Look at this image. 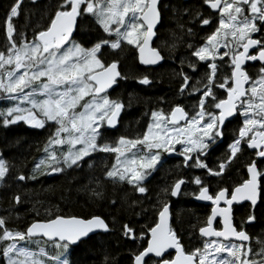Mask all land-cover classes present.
Here are the masks:
<instances>
[{
	"label": "snow or ice",
	"instance_id": "6c2138e0",
	"mask_svg": "<svg viewBox=\"0 0 264 264\" xmlns=\"http://www.w3.org/2000/svg\"><path fill=\"white\" fill-rule=\"evenodd\" d=\"M37 0H32L36 3ZM208 8L218 15L214 30L201 46L189 44L193 49L188 67L192 72L198 65L205 66L204 75L195 82L181 70L179 94L200 93L190 109L176 104L166 114L152 111L146 131L135 138L121 136L113 144L107 142L106 133L116 129L125 104L108 95L122 76L118 57L124 45L138 50L142 65H156L164 57L152 47L161 23L159 0H60L49 24L33 33L31 42L18 30L15 18L20 17L23 0H13L6 13L3 31L6 44L0 50V95L15 101L13 106L0 112L4 126L25 122L31 127L44 129L52 122L55 131L50 133L45 146V159L33 169V175H19L17 179H37L42 166L44 174H57L64 167H79V163L94 152L114 153L116 163L106 171V178L126 182L140 194L149 192L145 181L163 164L164 153L177 151L183 157V167L204 170V176L188 180L177 179L164 195L177 197L182 186L189 182L198 188L195 198L211 202L199 234L206 239L202 247L191 250L182 243L181 236L170 224V204L160 202L158 222L153 221L148 231L151 238L140 244L131 256L132 264H264V240L257 239L256 247L245 224L256 221L258 201L264 204V0H204ZM78 18H80L78 20ZM91 18L102 35L91 47L85 48L71 40L74 29ZM202 25L211 26V17L199 14ZM191 33L192 30L188 29ZM114 37V38H113ZM173 48L175 45L172 46ZM116 59H103L104 49ZM260 62L258 75L245 69L246 62ZM184 60L181 61L183 65ZM227 73V74H225ZM138 83L149 85L145 74ZM203 85L201 88L200 85ZM247 85V87H246ZM220 90L226 93L221 98ZM89 98V99H86ZM83 102V103H82ZM237 114L243 117L228 145V153L216 166L206 162L211 148L225 136V125ZM67 146L66 150L64 146ZM247 149L254 150V159L245 167L247 178L234 185L225 182L227 172ZM91 167V165H89ZM9 171L0 159V181ZM211 178L216 179L212 190ZM94 195L103 198L104 192L93 189ZM21 203V197H14ZM248 201V214L241 225L234 223V205ZM111 203L116 205L117 200ZM223 204V206H221ZM131 207V205H129ZM222 218L223 228L213 227ZM109 225L100 216L78 218L56 216L46 222H34L25 231H12L0 217V243H5L2 255L7 264H70L69 249L90 233ZM124 235L133 241L144 240L143 230L138 234L131 224H123ZM41 240L50 241L56 256H49ZM239 241V244L232 241ZM227 241V243H225ZM23 242L22 246H18ZM31 242L38 251H31ZM175 251L174 257L169 250Z\"/></svg>",
	"mask_w": 264,
	"mask_h": 264
},
{
	"label": "trees",
	"instance_id": "16d2710c",
	"mask_svg": "<svg viewBox=\"0 0 264 264\" xmlns=\"http://www.w3.org/2000/svg\"><path fill=\"white\" fill-rule=\"evenodd\" d=\"M59 2L60 0H39L34 4L31 0H23L21 15L15 18L14 22L18 30L26 34L28 42L32 41L34 32L43 30L49 24L48 17L54 14ZM12 3L13 0H0V50L5 48L3 24ZM159 8L161 23L153 47L161 51L164 57L162 64L151 69V72L141 68L137 64L135 50L129 47L124 48L123 54L118 57L122 76L127 77L121 79L117 86V89L124 92L117 96V99L125 104L121 127L125 126L126 129L128 127L137 132L134 137L127 133L126 137L130 138L145 132L152 111L163 110L167 114L176 104L187 107L196 104V97L200 93H194L190 97L187 92L179 94L182 82L179 72L183 70L192 76V82L204 75L203 63L198 65L196 72H192L188 67L189 60L197 59L191 56L193 49L188 45L201 46L218 22V16L207 12L204 0H166L159 4ZM200 13L212 18L211 26L202 27L199 21ZM188 29L192 32L189 33ZM102 34L93 20L87 18L76 28L74 38L80 45L88 48ZM109 57V60L117 58L113 55ZM182 60L185 61L183 65ZM145 74L151 80L149 85L138 83V78ZM220 96L225 98L223 90H220ZM242 121L243 119L236 117L226 123L223 140L213 145L206 157L209 166H216L228 153V145L238 127L242 126ZM54 130L52 125L48 127V131L43 132L28 130L24 125L4 126L0 118V159L6 162L9 169L0 185V217L7 221V227L12 231H25L34 222L46 221L56 216L86 219L100 216L109 225L108 233L90 237L69 251L70 264H132L131 256L138 245L146 244L148 228L152 226L151 217L161 202H151L150 192L144 197H139L133 194L127 184L113 183L109 178L103 179L104 173L95 160H91V167L83 165L82 168L72 169L61 177L15 181L19 175L32 176L36 162ZM244 161L245 152L230 169L237 171L238 175ZM114 163V156L109 155L106 162L108 170ZM168 167L164 165L161 169ZM229 170L224 183L229 182ZM199 176L203 177L204 172L199 173ZM170 180L165 179L166 182ZM162 186L166 188L165 182ZM93 189L103 191L104 197L94 195ZM16 195L21 197L19 204L15 203ZM112 200H117L118 203L113 205ZM171 213L174 230L179 235L191 236L196 242V233L205 223V210L192 205L183 207L171 202ZM258 214L255 227L261 226L264 229V204L259 207ZM123 224H131L138 234L143 230L144 240L128 239L122 231ZM5 243H0V255ZM20 245L22 246L23 242ZM27 246L30 250L37 248L31 242ZM0 264H6L4 257L0 259Z\"/></svg>",
	"mask_w": 264,
	"mask_h": 264
},
{
	"label": "flooded vegetation",
	"instance_id": "af4514ba",
	"mask_svg": "<svg viewBox=\"0 0 264 264\" xmlns=\"http://www.w3.org/2000/svg\"><path fill=\"white\" fill-rule=\"evenodd\" d=\"M37 1H39V0H37ZM186 2H188V1H186ZM204 5H205V8H206V10H207V12L209 14H211L212 16H218L216 13H213L209 8H207V5L205 3H204ZM217 21H218V19H217ZM202 27H207V26L202 25ZM261 35L262 34H259V33L258 34H253V38H260ZM74 36H75V33H74ZM74 36H73V38L71 40H76L74 38ZM153 45H154V43H153ZM127 47L132 48L131 46L125 44L124 48H127ZM132 49H134L135 52H136V61H137V64H138L137 49H135V48H132ZM104 53H105V55L108 56V58H106L105 60L110 62L111 60H109L110 57H109V54H108L109 50L107 48L104 49ZM122 54H123V52H122ZM138 66H140V65L138 64ZM260 66L261 65H260L259 62H253V63L246 62L245 69L254 77L255 75H258ZM141 68H144V67H141ZM144 69H147V70H149L151 72V69H155V68H151V66H150V67L144 68ZM119 70H120V67H119ZM120 72H121V70H120ZM121 74H123V73L121 72ZM120 81H121V79L119 80V83H120ZM117 86L118 85L114 86V89L108 90V95L113 100H119V99H117V96H119L120 93H124L122 90L117 89ZM246 87H247V85H246ZM225 98H226V93H225ZM188 108L190 109L191 107H188ZM124 112H125V107H124V109L122 110V112L120 114L119 123L117 125V128L116 129H110L105 134L106 138H107V142L115 144L118 141V138L121 137V136H128V134H131V136L134 137L137 134V132L136 131L133 132V130L131 128L127 127V129H126L125 126L121 127V125H122L121 121H122V116H123ZM236 117H239V118L242 119V116L239 115V114H237L235 116V118ZM150 120H151V115H150ZM228 122H230V121H227L226 123H228ZM15 125H24L28 130H34V131H37V132H43L45 130L48 131V127L51 126V125L53 126V124L48 123V124H46L44 129H37V128L31 127L30 125L26 124L23 121H20V122H18L16 124H10L8 126H15ZM146 129H147V127H146ZM146 129H145V131H146ZM128 138H130V137H128ZM176 148H177V151L174 152V153H171V154L164 153L163 154L162 159H163L164 162H163L162 166H160L157 171L153 172L152 175L144 182L145 186L149 189V192L151 193V202L164 201V202H167V203L170 204V226L172 228H173V222H172V213H171V202L175 203L176 205L183 206V207L187 206V205H192V206L204 209L205 210V214H206V218H207V215L210 214V210H211V202L204 201V202L199 203V202L195 201L196 200L195 194H198V188H197V186L195 184H193L191 182H189L186 186H182V192L177 197H170V196L164 195L162 193L161 190L165 189L164 186H162L163 182H165L166 188H170L174 184V182L177 179L181 178V177H183L184 179L188 180L189 178H191L193 176H197V175H199V173L204 172V170L198 169V168L189 169V168L183 167V157L179 155L180 146L176 145ZM253 153H254V150L247 149L246 146H245V161H244V164H243V168H241V170L239 171L238 175H236L237 171L236 172L233 171L234 169H230L229 170V172H231L232 175L230 173L229 182L226 183L227 185H234L237 182H241L243 179L247 178V170H246L245 165L250 159L256 158V157H254ZM43 155H44V153L42 152V154H41L39 159L42 160L44 158ZM109 155H113L114 159H115V154L114 153L94 152L91 157L84 159V161H81L79 163V167H77V166H73L71 168H68V167L65 168L64 167V171L62 173H57V174H51V175L44 174L45 172H47V169L45 167H43L41 172L37 173V179L38 180H48V179H52V178L61 177L62 174L68 173L72 169H80V168L83 167V165H85V166L92 165L91 160H95L96 161V165L98 164L100 166L101 171H103V173H104L103 179H108V178H106L105 174H106V171L108 170L106 162H107V158L109 157ZM39 159L37 161H39ZM36 164H37V162H36ZM164 165H168L169 167L166 168V169H161ZM6 175H7V173H6ZM32 175H33V172H32ZM17 177L15 179L16 182H24V181H19L17 179ZM167 178H169L171 180L166 182L165 179H167ZM261 179H262V181H264V177H262ZM2 182L3 181H0V185L2 184ZM211 182H212V190H215L216 186H217L216 179L215 178H211ZM118 183L127 184L126 182H118ZM127 185L130 186L131 191L136 196H139V197H144L145 196V194H140L139 192L135 191L131 185H129V184H127ZM157 195H159V196H157ZM249 203L250 202H248V201H244V202H241L239 204L234 205V213H235L234 223L235 224L241 225L242 222L246 219V216L248 214ZM261 204L262 203H260L258 201L256 210H255V214L257 216V219L259 217L258 216L259 215L258 214V209L261 206ZM221 206H223V204ZM158 207H160V205ZM62 217H64V216H62ZM65 218H69V217H65ZM257 219H256V221H257ZM46 221H48V220H46ZM46 221H43V222H46ZM153 221H157L158 222L157 210L154 211V213H153V215L151 217L152 226H154ZM205 221H206V219H205ZM256 221L254 223H252V224H245L244 225L245 230L252 237V240H251L250 243L252 244L253 247H256L257 239L264 240V229H262L261 226L260 227H255ZM213 227L218 229V230L222 229L221 218H217V220L214 221ZM97 235H101V234H97ZM97 235H94V236H97ZM94 236H91V237H94ZM180 236L182 238V243L189 250H191L194 247H202V245H203V243L205 241V239H203L199 235V229H198V231L196 233V236H195L196 242H194L192 240L191 236H189L187 234H182V235L180 234ZM147 238L149 239V231L147 232ZM87 239L79 241L76 245L71 246L69 251L73 250L81 242H84ZM41 243L51 244V242H45L44 240H41ZM225 243H227V242H225ZM233 243L239 244L237 242H233ZM18 246H21V245L18 244ZM170 253L174 257L175 252H170ZM1 258H3L2 254L0 255V259ZM4 259H5V257H4Z\"/></svg>",
	"mask_w": 264,
	"mask_h": 264
},
{
	"label": "rangeland",
	"instance_id": "374dc122",
	"mask_svg": "<svg viewBox=\"0 0 264 264\" xmlns=\"http://www.w3.org/2000/svg\"><path fill=\"white\" fill-rule=\"evenodd\" d=\"M114 38V37H113ZM74 42H76V43H78L76 40H73ZM79 44V43H78ZM132 47V46H131ZM133 48V47H132ZM104 59H106V58H108V56L107 55H104V57H103ZM86 99H89V98H86ZM14 103H16L15 101H10V100H7V99H4L3 98V96L1 95L0 96V104H2L1 106H0V112H3V111H5L8 107H11V106H13V104ZM83 103V102H82ZM242 119H243V117H242ZM48 123H50V124H53L52 122H48ZM66 148H67V146L65 145L64 146V149L63 150H66ZM43 153H44V158L43 159H45V157H46V153H45V148H44V150H43ZM93 155V154H92ZM91 155V156H92ZM90 156V157H91ZM86 158H89V157H86ZM85 158V159H86ZM41 161V159H39V161H37V164L39 163ZM115 163H116V160H115ZM36 164V165H37ZM42 168H43V166H42ZM65 168H67L66 166H65ZM40 246H42V247H45L46 248V250H47V252H48V254H49V256H56L57 254H58V249H55L53 246H52V244H44V243H41V245ZM36 250L38 251L39 249H38V247L36 248ZM35 249L34 250H31V251H36ZM67 258H68V255H67ZM5 260H6V258H5ZM6 264H7V261H6Z\"/></svg>",
	"mask_w": 264,
	"mask_h": 264
},
{
	"label": "water",
	"instance_id": "95a60500",
	"mask_svg": "<svg viewBox=\"0 0 264 264\" xmlns=\"http://www.w3.org/2000/svg\"><path fill=\"white\" fill-rule=\"evenodd\" d=\"M162 1H165V0H159V4H160V2H162ZM183 1L186 2V1H189V0H183ZM158 6H159V5H158ZM207 8H208V6H207ZM159 25H160V24H159ZM159 25H157V29H158ZM75 30H76V29H74V31H73V34H72L71 39H72L73 36H74ZM155 39H156V37L153 38V41H152V43H151V46H152V47H153V43H154ZM137 59H138V64H139L141 67H144V68H148V67H150V66H151V68H157V67H159V66L162 64V62H163V60H162L161 62H159V63L156 64V65H142V64L139 62V53H138V50H137ZM257 62H258V61H257ZM251 63H253V62H251ZM259 63H260V62H259ZM109 90H110V89H109ZM233 118H235V117H231V118H229V121H231ZM195 201H197V202H199V203L204 202V201L197 200V199H196ZM218 218H220V217H218ZM39 222H43V221H39ZM169 224H170V220H169ZM221 225H222V228H223V221H222V218H221ZM106 233H108V231H104V230H102V229H97L96 231L90 233L88 237H84V238H82V240H85V239H87V238H89V237H91V236L97 235V234H106ZM199 235H200V234H199ZM150 238H151V234H150V232H149V239H150ZM202 238L205 239V240H206V239H215V238H205V237H202ZM82 240H81V241H82ZM47 242H50V241H47ZM225 242H227V241H225ZM232 242L240 243L239 241H236V240H233ZM77 243H78V242H77ZM75 245H76V244H75ZM72 246H74V245H72ZM169 252H175V251L172 250V249H170Z\"/></svg>",
	"mask_w": 264,
	"mask_h": 264
}]
</instances>
